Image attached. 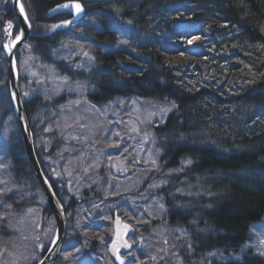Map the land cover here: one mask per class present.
I'll return each instance as SVG.
<instances>
[{
	"label": "trees",
	"instance_id": "trees-1",
	"mask_svg": "<svg viewBox=\"0 0 264 264\" xmlns=\"http://www.w3.org/2000/svg\"><path fill=\"white\" fill-rule=\"evenodd\" d=\"M22 1L33 25V53L51 62V53L58 52L64 37L62 33L47 35L49 26L63 17L50 13L68 0ZM80 1L93 19L84 36L92 39L91 46L97 45L93 50L97 67L87 73H72L58 60L56 65L64 73L95 85L96 90L89 92L92 101L110 102L125 96L175 106L162 124L154 126L160 149L158 169L131 177L125 188L104 199L113 202L108 209L110 220L118 210L116 202L119 205L128 196L142 194L152 181L151 191L161 196L166 206L161 221L172 228L183 227L187 233V239L178 242L185 264H264L263 255L244 249L251 224L264 215V0ZM8 21L14 23L16 36L19 25L11 0H0V149L10 185L0 192V252L4 253L0 264H34L37 260H30V256L41 258L46 248H36L35 242L43 230L42 221L31 225L34 236L30 240L19 242L23 238L16 235L17 215L25 209L38 210L42 218H53V214L33 176L12 106L4 52ZM122 33L128 42L114 49ZM196 34V45L187 46ZM22 55L20 49L19 65ZM25 81L21 73V85ZM24 101L38 156L68 216L65 246L73 240L82 245L83 257L78 260L82 263L93 253L104 255L102 249L112 237L102 247L91 237L70 231L79 195L66 186V180L76 174L80 188H84L82 201L102 198L101 181L87 183L90 176L104 177V168L86 154L97 155L98 149L85 147L82 155L84 146L72 142L74 134H86L79 131L78 122L67 129L55 122L54 116H44L46 108L62 98L52 100L35 94ZM71 127H76L75 133ZM42 135L51 138V147L40 140ZM69 155L75 159L67 172ZM52 159L65 176L58 179L52 175ZM158 222L154 219L143 225L138 234L135 229V236L149 233ZM151 243L146 241L144 246ZM242 250L241 257L220 260L213 256ZM147 255L153 257L150 252ZM144 258L146 264H153V259Z\"/></svg>",
	"mask_w": 264,
	"mask_h": 264
},
{
	"label": "rangeland",
	"instance_id": "rangeland-1",
	"mask_svg": "<svg viewBox=\"0 0 264 264\" xmlns=\"http://www.w3.org/2000/svg\"><path fill=\"white\" fill-rule=\"evenodd\" d=\"M91 18L90 16L86 17L76 29L74 28L75 30L63 36V40L57 47L58 52L53 51L51 53V62L34 54L31 44L22 48L23 55L21 56L20 67L21 73L26 78L24 85H22L24 99L32 98L35 94H40L41 98H52V100L62 98L61 102L46 108L48 111L44 113V116H54L53 120L65 124L67 129L72 122H78L79 131H84L86 134H74L76 140L74 139L72 142L73 145L80 142L84 146L82 155L85 154L86 148L88 150L98 149L97 155L90 156L94 153H90V151L86 154L90 157L91 162H96L97 165L104 168V177L99 179L90 176L87 183L95 185L101 181L102 198H94L89 202L82 201L84 188H80L81 183L78 181V176H75L76 174L71 175L65 184L73 195H79L76 198L78 204L74 214L75 222L70 231L72 233L78 232L84 238L91 237L93 242L97 241L98 245L104 247L103 245L107 244L110 237L113 239L115 234L113 219L111 221L109 218L108 209L113 204L112 201H108L109 194L125 188V183H128L131 177L136 178L141 173L150 174L158 169L160 149L158 148L154 126L160 125L164 121L174 104L154 99L125 96H120L110 102L98 103L89 98V91H95V85L82 78L66 75L56 65L55 60H58L59 63H62L61 66H66L72 71L84 70L86 73L91 67H97L95 57L92 55L94 47L97 45L91 46L90 40H86L84 36V31L93 22ZM126 36L124 33L120 35L114 49L120 47L122 43L128 42ZM193 41L190 40L187 46L195 44ZM103 73H100L99 77ZM71 129L75 133L76 127H71ZM96 131L97 134H95ZM88 136L91 138L85 139ZM40 140L51 147V138L47 140L42 135ZM93 143H96L95 146ZM88 156H86L87 159ZM3 158V149H0V192L10 188L9 175ZM74 159L73 155L68 156L67 172L70 171V165ZM89 167L90 169L93 168L91 164ZM49 168L54 177L59 179V177L65 176V172L60 169L57 160L52 159ZM151 183L152 181L145 186V192L143 191L142 194L128 196L130 198L119 205L116 202L117 213L119 212L124 217L125 222L135 227L137 234L143 230V225L152 223L154 219L159 221L149 230V233L139 234L140 237L135 236V230H132L133 232L129 234L128 239L134 248V255L126 264H146L144 255L149 260L153 259V264H185L184 258L179 253L178 242L187 239V233L183 227L172 228L165 221H161L166 206L163 198L151 191ZM106 197L108 200L104 201ZM0 200L2 199L0 198ZM25 210L23 213H18L16 219V235L23 238L22 240L19 239V242L26 241V239L30 240L29 238L34 236L31 225L36 226L35 223L42 221L43 230L39 234L40 238L35 239L36 248L48 246L55 235V218L49 216L42 218L41 214L38 213L39 211L35 209ZM251 232V238L246 242L244 249L252 247L264 254V218L254 224ZM146 241L152 242L151 245L144 246ZM111 242L102 249L104 255L97 252L93 253L91 258H86L88 262L82 263L78 261L83 257L80 250L82 245L73 240L64 247L60 264H118L109 253ZM153 247L156 252H154ZM243 251L231 252L227 258L241 257ZM147 252H150L153 257L148 256ZM124 256L129 258L126 253ZM213 256L221 259L225 257L216 255V253H213ZM3 257L4 253L0 252V259ZM30 258L32 261L39 259L35 254L31 255Z\"/></svg>",
	"mask_w": 264,
	"mask_h": 264
},
{
	"label": "water",
	"instance_id": "water-1",
	"mask_svg": "<svg viewBox=\"0 0 264 264\" xmlns=\"http://www.w3.org/2000/svg\"><path fill=\"white\" fill-rule=\"evenodd\" d=\"M12 9L16 15L20 28L19 39L14 38V24L11 21L6 23V32L8 39L5 44V54L8 61L9 90L14 113L18 119L22 139L25 147L27 158L30 162L32 173L38 185L42 189L50 210L54 214L56 220V233L50 246L45 250V255L36 264H55L59 259L63 250V245L67 235L68 219L65 212L64 204L57 195L51 181L46 176L40 159L36 151L35 136L32 130L29 115L27 113L20 85V74L17 62V51L26 44L32 37V25L26 13L22 0H12ZM79 5V9L76 5ZM67 5V7H65ZM21 7L23 12H21ZM62 11H69L73 17L67 21L56 23L48 35L56 34L66 30L72 24L80 22L86 15V8L81 1H67L58 5L52 12L53 15ZM27 17V19H25ZM132 226L125 222L121 216L115 215L114 220V238L110 245V254L118 264H126L127 258L123 253L131 252L133 246L128 236ZM132 257V254H129Z\"/></svg>",
	"mask_w": 264,
	"mask_h": 264
},
{
	"label": "snow or ice",
	"instance_id": "snow-or-ice-1",
	"mask_svg": "<svg viewBox=\"0 0 264 264\" xmlns=\"http://www.w3.org/2000/svg\"><path fill=\"white\" fill-rule=\"evenodd\" d=\"M65 7H67V5H65ZM79 7H80V6L77 4V5H76V8L79 9ZM21 12H23V8H22V7H21ZM25 19H27V17H25ZM19 38H20V37L17 36V39H19Z\"/></svg>",
	"mask_w": 264,
	"mask_h": 264
},
{
	"label": "bare ground",
	"instance_id": "bare-ground-1",
	"mask_svg": "<svg viewBox=\"0 0 264 264\" xmlns=\"http://www.w3.org/2000/svg\"><path fill=\"white\" fill-rule=\"evenodd\" d=\"M38 155V154H37Z\"/></svg>",
	"mask_w": 264,
	"mask_h": 264
}]
</instances>
